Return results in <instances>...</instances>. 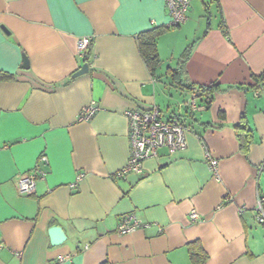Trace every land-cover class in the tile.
Segmentation results:
<instances>
[{
  "label": "crops",
  "instance_id": "1",
  "mask_svg": "<svg viewBox=\"0 0 264 264\" xmlns=\"http://www.w3.org/2000/svg\"><path fill=\"white\" fill-rule=\"evenodd\" d=\"M189 2L186 21L168 28L163 0H0V74L10 77L0 79V264L64 256L63 264H193L196 243L207 257L197 264H264L255 218L264 194V0ZM162 27L152 72L137 37ZM82 38L91 43L85 58L75 54ZM83 64L88 73L73 78ZM201 86L215 87L212 102L199 99L203 109L189 119L185 104ZM92 103L93 118L78 122ZM153 106L190 128L186 149H161L140 174H121L124 113ZM240 123L253 133L246 153ZM28 173L35 189L21 196L17 179ZM124 215L143 227L118 235ZM52 226L62 228L61 246L51 244Z\"/></svg>",
  "mask_w": 264,
  "mask_h": 264
},
{
  "label": "built area",
  "instance_id": "2",
  "mask_svg": "<svg viewBox=\"0 0 264 264\" xmlns=\"http://www.w3.org/2000/svg\"><path fill=\"white\" fill-rule=\"evenodd\" d=\"M166 4L168 15H170V23L166 26L168 28H174L186 21V10L189 5V0H163ZM76 56L85 58L88 49L91 45L90 38H82L77 40ZM257 94L262 93L263 84H258ZM187 112L197 113L201 112L203 106L198 104L197 93L190 95L189 100L185 104ZM98 110L96 104L92 103L88 107L84 108L78 122H88L93 118V115ZM125 118L127 120L129 139V158L127 166L122 170L124 173L140 174L143 169V161L147 158H154L157 156L158 151L161 149L168 150L170 152H179L185 150L186 141L185 134L190 132V128L185 126L179 117L164 118L162 113L157 107L149 110H137L131 109L126 111ZM40 162H45L46 158L41 157ZM210 170L213 172V176L216 177V163L210 161ZM81 176L77 180H81ZM17 192L23 195H30L35 189V174L28 173L22 175L17 179ZM255 218L257 224L264 229V194H260L257 197L255 203ZM188 219L191 222H195L198 219L196 211H191L188 215ZM116 233L120 236L125 234H132L134 231L142 228V223L135 219L131 215H124L118 223ZM70 261V256H64L58 259V263L63 264Z\"/></svg>",
  "mask_w": 264,
  "mask_h": 264
},
{
  "label": "trees",
  "instance_id": "3",
  "mask_svg": "<svg viewBox=\"0 0 264 264\" xmlns=\"http://www.w3.org/2000/svg\"><path fill=\"white\" fill-rule=\"evenodd\" d=\"M165 30V27L153 28L150 29V31L139 34L137 37L139 53H141L145 65H147L149 70L152 72L155 71L159 65L157 53L155 52V38L162 34V32ZM6 78H10L9 75L0 74V79L5 80ZM258 82L259 81H257V83ZM214 88V86H201V88L196 89L195 91H197V99H203L204 104L207 106L210 105L212 102L211 96L214 92ZM184 112L188 114L187 117L189 119L192 118L193 114L191 112H187L185 107ZM234 130L237 134L238 146L240 150L243 153H246L251 146L253 133H251V130L245 123H240L239 125L235 126ZM188 254L193 264L203 262L207 258L197 243L188 246Z\"/></svg>",
  "mask_w": 264,
  "mask_h": 264
},
{
  "label": "water",
  "instance_id": "4",
  "mask_svg": "<svg viewBox=\"0 0 264 264\" xmlns=\"http://www.w3.org/2000/svg\"><path fill=\"white\" fill-rule=\"evenodd\" d=\"M22 58H23V61H22L21 68L27 69L28 68L27 58L25 57H22ZM88 71H89L88 65L83 64L78 70V72H76L72 77L73 78L79 77V75L87 74ZM48 235H49V239H51L52 246H55V247L61 246L66 241L65 235L62 231V228L60 227L52 226L51 228H49Z\"/></svg>",
  "mask_w": 264,
  "mask_h": 264
},
{
  "label": "rangeland",
  "instance_id": "5",
  "mask_svg": "<svg viewBox=\"0 0 264 264\" xmlns=\"http://www.w3.org/2000/svg\"><path fill=\"white\" fill-rule=\"evenodd\" d=\"M164 112V111H163Z\"/></svg>",
  "mask_w": 264,
  "mask_h": 264
}]
</instances>
